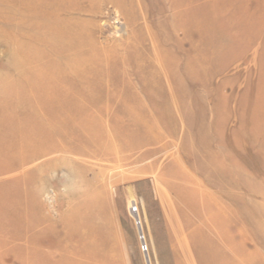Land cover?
<instances>
[{
    "label": "rangeland",
    "instance_id": "374dc122",
    "mask_svg": "<svg viewBox=\"0 0 264 264\" xmlns=\"http://www.w3.org/2000/svg\"><path fill=\"white\" fill-rule=\"evenodd\" d=\"M61 1L57 57L0 0V264H241L198 257L217 232L264 253V0H188L186 37L172 0Z\"/></svg>",
    "mask_w": 264,
    "mask_h": 264
},
{
    "label": "bare ground",
    "instance_id": "6f19581e",
    "mask_svg": "<svg viewBox=\"0 0 264 264\" xmlns=\"http://www.w3.org/2000/svg\"><path fill=\"white\" fill-rule=\"evenodd\" d=\"M4 3L5 6H13L17 9H24V16L25 17H28V16H34L35 18H32V19H35L41 26L45 27L46 31L40 35L39 37H35V38H38V40H44L47 42V45H48V48H49V53L51 52L52 55H55L57 57H60L61 53H60V42H61V34L59 32V28H60V24L58 21H52L50 20L48 17L45 16V13L49 10H53L56 14H59L61 9H62V1L61 0H1ZM172 4L174 6V8H179V6L183 7L181 8L182 11L181 12H178L176 13L173 18L175 20H183V26L182 28L179 29V34H183L185 37L188 36L189 34V29H190V26L188 25V20H189V12H190V9L188 8V0H184L182 2H178L177 0H172ZM1 9V8H0ZM14 19V18H13ZM173 19V20H174ZM7 20V19H6ZM31 20V19H30ZM14 21V20H13ZM21 22V21H20ZM23 23V22H22ZM23 25V24H22ZM1 26V25H0ZM178 30V29H177ZM34 38V39H35ZM31 40H33L32 38H30ZM34 41V40H33ZM37 52V51H36ZM40 53V52H38ZM30 54V53H29ZM36 54V53H35ZM37 55V54H36ZM41 55V54H40ZM43 56V55H42ZM47 56V55H46ZM29 57V56H28ZM28 59V58H27ZM34 59V58H33ZM55 59V58H54ZM41 60V59H40ZM161 60V59H159ZM39 61V60H37ZM50 61V60H49ZM54 61V60H52ZM56 61V60H55ZM54 61V62H55ZM40 62V61H39ZM54 62H48L49 64H47L49 68L52 69V72L51 74L47 75L46 79H45V82L44 84L42 85V88L41 90H43V92H46L48 94H53L55 91H53V88H52V84H54L55 86H59L60 84V72H61V69L59 67V65H57L56 63ZM36 63V62H35ZM46 63V62H45ZM54 63V64H53ZM61 63V62H59ZM31 64V62H30ZM45 65V64H44ZM64 67V66H63ZM62 67V68H63ZM30 69H33L30 67ZM42 69V68H41ZM38 70V69H37ZM35 71V70H34ZM25 73V72H24ZM23 73V74H24ZM17 74V73H15ZM35 74V73H34ZM38 74V73H37ZM22 75V74H21ZM27 75V74H26ZM19 76V75H17ZM28 76V75H27ZM32 76V75H31ZM22 77V76H21ZM25 77V76H24ZM11 79V78H10ZM13 79V78H12ZM31 79V78H30ZM40 79V78H39ZM29 80V79H28ZM10 81V80H9ZM21 81V80H20ZM23 81V80H22ZM24 82V81H23ZM29 82V81H28ZM14 83V82H13ZM18 84V83H17ZM14 85V84H13ZM19 85V84H18ZM65 85V84H64ZM15 87V86H14ZM22 87V86H21ZM30 87V85H29ZM18 88V87H17ZM24 88V87H22ZM21 88V89H22ZM32 90V89H30ZM50 90V91H49ZM31 92V91H30ZM85 126L80 128V130H77L76 133H78L79 136V143H74V147L76 149H83L85 148L89 143H92L93 141H95V139L97 138V134L95 133L97 131L96 127L94 124L90 123L89 125V122L86 121V124H84ZM50 129L49 131H47V129L45 130V128L42 130V134H40V136H38L39 138H37V136H32L30 134L29 131H24L23 134L25 136L29 138H32V139H35L34 141H39L43 138H48L49 135H50ZM105 134V133H103ZM39 135V134H38ZM82 135V136H81ZM86 139H85V138ZM72 137H70V139H62V143L63 145H67L68 142L72 143ZM70 140V141H68ZM91 157L93 154H89ZM88 156V155H87ZM23 160L22 162H25L26 159L25 157H22ZM25 159V160H24ZM142 161V158H141V155L139 156H136L133 160L134 163H140ZM121 162V161H120ZM119 162L120 165H122L121 163ZM127 164V163H126ZM18 171V170H17ZM239 193V192H238ZM197 195V193H196ZM199 196L201 197L200 200L202 199V201L204 202V196L202 193L201 195L199 194ZM239 203V202H238ZM206 206V205H204ZM81 222V221H79ZM217 240L214 241V244L216 246V249H215V253L217 254H214V250L213 251H208L207 249L205 250H200L198 252V257H208L210 259L213 258V256H215L217 258V256L219 255H222V250L225 249H228L230 252H232L234 254V256L237 257V254L241 257L242 259V262L241 264H264V253L259 250V248L257 247H253L254 250L252 252H250L248 255L245 256V251L243 249H241L240 246H237L235 243L232 244L233 247H230L228 246L227 243H230L231 241L229 240H226L224 239V237H222V234L220 232H217ZM86 236V235H85ZM85 236H81L82 239L85 240ZM95 236V235H94ZM96 238V237H95ZM87 240V239H86ZM92 240V239H91ZM90 242V241H88ZM87 242V243H88ZM92 242V241H91ZM78 244V243H77ZM77 246V245H76ZM94 246H96L94 244ZM86 248V245L82 243V247L80 249H78L77 251H80L82 252L83 250H85ZM90 248V247H89ZM66 249V248H65ZM93 250V249H92ZM69 251V250H68ZM66 252V251H65ZM73 252V251H72ZM75 252V251H74ZM89 252V250L87 251ZM220 252V253H219ZM71 254V252L69 253ZM213 254V255H212ZM97 255V254H96ZM99 255V254H98ZM212 255V256H211ZM91 256V255H90ZM107 256V255H106ZM245 256V257H243ZM225 257V256H223ZM29 258V257H28ZM28 258L26 259V261H28ZM97 258V257H96ZM107 258H105L106 260ZM24 260V259H23ZM79 260V259H78ZM68 261V262H65L64 264H84L83 262L84 261ZM82 260V259H81ZM92 260V259H91ZM8 263L12 262L11 260H6ZM10 261V262H9ZM25 262V261H24ZM88 262V261H87ZM114 262V261H113ZM204 262V263H203ZM49 263H51L49 261ZM49 263H46V264H49ZM111 263V262H110ZM109 263V264H110ZM227 263V259L224 258V259H220L219 261H210L209 263H207L205 260L201 262V264H226ZM89 264V263H88ZM107 264V263H106Z\"/></svg>",
    "mask_w": 264,
    "mask_h": 264
}]
</instances>
